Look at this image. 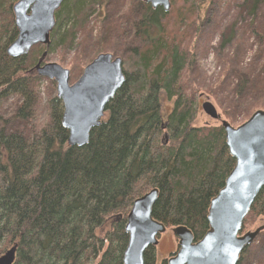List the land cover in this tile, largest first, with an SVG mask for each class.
I'll list each match as a JSON object with an SVG mask.
<instances>
[{"label": "trees", "instance_id": "obj_1", "mask_svg": "<svg viewBox=\"0 0 264 264\" xmlns=\"http://www.w3.org/2000/svg\"><path fill=\"white\" fill-rule=\"evenodd\" d=\"M126 1L66 0L55 14L50 46L13 59L7 48L18 37L16 0H0V111L4 102L16 99L9 117L0 112V257L18 245L14 264H123L128 214L154 189L159 196L153 219L166 230L185 227L200 241L209 230L211 201L236 161L221 125H192L195 95H209L233 123L264 111V0L210 2L218 10L223 3L241 5V25L234 21L224 27L220 51L233 43L239 45L238 58L256 50L250 64L224 65V73L209 82L195 75L196 86L188 75L197 67L182 47L200 33L191 20L200 0H172L169 12ZM93 22L96 28L89 27ZM82 49H92L94 58L115 50L126 81L108 104L106 119L80 148L68 145L55 83L37 76L35 67L45 53L48 62L57 50L76 51L79 58ZM70 71L76 80L75 69ZM45 81L43 115L39 89ZM251 95L253 100L241 101ZM226 101L235 106L225 108ZM259 218L264 219V187L243 233ZM168 258L161 260L151 246L144 264H168Z\"/></svg>", "mask_w": 264, "mask_h": 264}, {"label": "water", "instance_id": "obj_2", "mask_svg": "<svg viewBox=\"0 0 264 264\" xmlns=\"http://www.w3.org/2000/svg\"><path fill=\"white\" fill-rule=\"evenodd\" d=\"M66 0H19L12 8L17 39L7 48L10 58L27 57L36 46L49 47L56 27L55 14ZM153 9L171 10L172 0H139ZM47 53L35 67L37 76L56 83L57 98L63 103L62 125L69 131L68 145L84 147L90 133L101 125L110 101L125 83L123 61L112 54H100L76 82L71 72L56 63H45ZM203 112L219 121L225 132L226 145L236 165L224 188L211 201L208 211L209 230L198 242L185 227L172 231L178 239V251L168 264H239L242 253L264 231V226L241 234L244 222L264 187V111L258 110L242 125L234 128L223 120L212 102L202 105ZM159 191L152 190L138 198L128 214L125 231L129 243L123 264H144L151 246L166 227L153 219ZM18 245L0 257V264H14Z\"/></svg>", "mask_w": 264, "mask_h": 264}, {"label": "rangeland", "instance_id": "obj_3", "mask_svg": "<svg viewBox=\"0 0 264 264\" xmlns=\"http://www.w3.org/2000/svg\"><path fill=\"white\" fill-rule=\"evenodd\" d=\"M18 1L19 0H16V3ZM130 1L131 0H128V4H130ZM212 1L214 0H200L198 2L199 5L198 7H200V9L197 8L195 14L191 16V20L192 21L194 20L195 23H198V31H200V33L196 34V37L194 36L193 38H188L186 42L183 43L184 47H182L183 50L186 49V52L188 53L187 55L190 59V62H192V65L194 66L196 65L197 67V69L191 68V73L188 75V76L191 75L189 80L192 82V85L197 84V82H195V75H202L204 78H207L208 79L207 82H209L213 78L216 79L218 75L221 76V74L224 73V65L227 66L226 68L228 69L229 65H233L236 61H243L242 64L245 65L250 64V61L255 55L256 48H254L250 52H247L245 57L238 58L237 54L239 50V45H236L235 43H233L231 46H228L223 51H220L221 50L220 44H221L222 32L224 31V27L234 21L238 22L239 23L238 25H241L242 20L239 19L241 18L242 14L238 12L239 7L241 5L239 4V2L238 3L233 2V5H231L230 8H227V6H225L223 3L221 7L222 9L218 10V8H216L215 5L212 6V4H210V2ZM125 3H127L126 0ZM178 3L179 2H177V4ZM175 8H176V2H175ZM201 24H203V26H201ZM96 26L97 25L94 24V22L89 25V27H94V28H96ZM81 51H82L81 52L82 57L78 58V56H76L75 54L76 51L65 53V51L61 52L57 50L56 52L50 54L47 60L49 63L59 64L63 68L68 70L75 69L74 73L78 79L82 75L85 67L89 65L98 56L97 55L94 58L95 52L93 53L92 49L88 51L82 49ZM111 54L116 58L121 57L117 55L115 50ZM83 60H85L84 63ZM249 70L252 69L249 68ZM246 72H248V69H246ZM233 74L234 73L232 70H229L227 73V75L230 77H232ZM225 76L226 75H224V77ZM76 80L72 76L71 78L72 83H74ZM46 81L49 82L50 80L46 79ZM46 81L42 83L39 89L41 94L40 97L41 111L43 115L45 114V106L47 104L46 88L48 82ZM248 99L253 100L254 98L251 95L246 98H243L241 101L247 103ZM207 100H209L215 105L222 119L227 121L234 128L239 127L250 118V117L245 118V115H243V116H239L240 118L238 119V122L235 123L230 122L224 115V110H222L209 95L198 91L194 98L197 114L192 124L196 128H204V127L213 128L220 126L219 122L212 120L203 112L202 105ZM15 102L16 99H12L7 102H4L1 106V111H0L2 113L1 116H4L5 118L9 117L12 110L14 109ZM224 104H225L224 105L225 108L231 107L230 105L235 106V104H231L228 101H226ZM250 105H254V104L250 103ZM170 109H171V105L166 104L165 110L169 111ZM238 110L239 109H236L234 112L227 110V112L230 113L229 115H232V114H236L235 112ZM262 226H264L263 218H259L257 220H251L249 224L245 226L244 233L249 231L253 232ZM158 239H159V245L157 247L155 246L154 247L157 248V253L161 260L167 257L169 258L172 257L170 256L171 253L176 254V252L178 251V245L175 244L174 235L171 230H167L164 234L159 236ZM247 249H249V252L245 256L241 264H264V232H262L254 240L253 244L249 246Z\"/></svg>", "mask_w": 264, "mask_h": 264}]
</instances>
